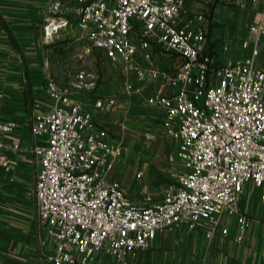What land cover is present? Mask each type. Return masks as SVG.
Masks as SVG:
<instances>
[{
  "label": "built area",
  "instance_id": "built-area-1",
  "mask_svg": "<svg viewBox=\"0 0 264 264\" xmlns=\"http://www.w3.org/2000/svg\"><path fill=\"white\" fill-rule=\"evenodd\" d=\"M258 1L239 0L237 7ZM62 2L47 0V12L62 14ZM78 3L87 51H98L102 60L122 69L128 89L133 88L132 74L141 83L163 80L147 101L163 107L164 129L175 142L168 160L179 161L182 169L161 200L148 193L141 205L132 202L115 175L129 146L96 118V110L107 106L95 95L98 75L83 68L75 83L59 86L47 73L54 103L33 119L34 133L47 136L45 145L33 148L40 158L38 221L56 240V251L47 258L54 264H92L101 251L116 264H139L138 251L149 249L158 231L184 224L194 230L208 220L207 234L214 236L226 213L237 217L236 240L241 241L251 220L238 207L240 194L253 182L264 198V64L258 61L264 10L241 39L244 54L215 59L207 47L205 16L185 17L186 0ZM68 24L66 18L52 17L45 34L53 36ZM223 49L230 48L225 44ZM157 51L182 62L172 69L156 66ZM86 94H92L93 106ZM16 129L15 120L0 119V166L7 171L18 166L15 153L21 146L3 135ZM228 232L224 227L223 233Z\"/></svg>",
  "mask_w": 264,
  "mask_h": 264
},
{
  "label": "crops",
  "instance_id": "crops-1",
  "mask_svg": "<svg viewBox=\"0 0 264 264\" xmlns=\"http://www.w3.org/2000/svg\"><path fill=\"white\" fill-rule=\"evenodd\" d=\"M238 2L186 0L185 17L201 13L205 16V25L211 31L207 47L215 59L241 57L244 54L241 39L248 34L254 17L264 10V0L242 10L237 7ZM62 4L63 13L53 16L46 10L47 0H0V119L17 122V129L4 134L3 139L21 146L15 153L18 166L10 171L0 166V264H54L47 254L56 251V240L40 228L37 216L35 184L40 158L33 152L34 146L45 145L47 140V136L34 133V114L54 103L46 81L47 73L54 76L59 86L75 83L76 75L83 68L98 75L95 95L102 97L107 105L105 109L96 110L98 124L113 138L126 142L129 146L126 156H136L137 150L135 140L126 141L125 136L137 131L141 123L145 122V127H150L152 132L153 126H157L167 134L163 126V107L147 101L163 80L141 83L132 75L133 88L125 85L124 94L119 97L116 77L107 70L100 80L94 53L87 51L89 40L78 25V0H63ZM52 17L66 18L69 24L49 36L44 26ZM225 44L230 48L228 51L223 49ZM155 56L161 57L163 65L160 67L167 69L182 62L171 53L157 51ZM258 61L264 64V36ZM139 62L151 65L145 60L139 59ZM84 97L93 106L92 94ZM174 150L173 147L168 154ZM147 170L146 166L131 169L124 159L116 167L115 175L135 204L141 205L148 193L157 200L163 197L157 184L151 185ZM139 172H142L140 177ZM238 207L251 220L241 241L236 240L237 217L226 213L214 236L207 234L208 220L203 221V227L194 230L184 224L178 229L158 231L151 247L138 251L139 264H264L262 189L248 182L239 196ZM224 227L229 228L228 234L223 233ZM92 264L116 262L99 251Z\"/></svg>",
  "mask_w": 264,
  "mask_h": 264
},
{
  "label": "rangeland",
  "instance_id": "rangeland-1",
  "mask_svg": "<svg viewBox=\"0 0 264 264\" xmlns=\"http://www.w3.org/2000/svg\"><path fill=\"white\" fill-rule=\"evenodd\" d=\"M209 29L210 28L207 26V37L211 35ZM93 53L95 56L94 65L100 74V80L105 77V71L110 70L116 77L117 84L119 85V91L117 93L118 96L121 97L124 94L123 89H125L126 85V75L122 69L113 65L111 62H103L96 50H94ZM158 57L154 56L153 63L156 66H162L161 57ZM144 123L145 122L141 123L137 131H130L128 134L129 136L126 134V141H130L131 138L135 140L134 147H136L137 153L136 156H125L124 160L131 169L146 166L148 169L147 175L150 174L148 177H150L149 181L152 183L151 185L157 184L158 191H164L167 186L174 183L175 173L182 169L179 161L177 162L176 160V162H171L168 160L167 154L169 151L173 150V147L175 148V142L170 136L164 133V130L157 126H153L152 132L151 128L149 127V129H147ZM147 133H151V136H148ZM143 146L147 148L145 149Z\"/></svg>",
  "mask_w": 264,
  "mask_h": 264
}]
</instances>
